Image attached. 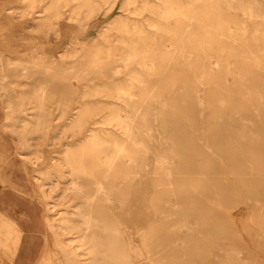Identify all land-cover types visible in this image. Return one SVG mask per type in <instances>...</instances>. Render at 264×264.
Masks as SVG:
<instances>
[{
    "label": "bare ground",
    "instance_id": "1",
    "mask_svg": "<svg viewBox=\"0 0 264 264\" xmlns=\"http://www.w3.org/2000/svg\"><path fill=\"white\" fill-rule=\"evenodd\" d=\"M102 1L114 4L116 0H0V29L7 23L11 33L30 26L43 33L51 26L56 35L68 33L73 26L63 32L62 17L69 23L88 21ZM130 4L136 11H145V22L137 25L121 19L118 26L109 28L111 42L103 50L99 43H87L78 36L62 48V53L72 47L89 53L73 56L68 65L69 86L87 72L110 78L129 70L126 78L112 82L108 89L88 90L92 95L110 94L116 101L106 116L90 122L105 128L81 129L85 112L99 99L80 103L66 124L68 131H60L75 135L69 137L75 147L47 154L53 167L44 181L33 175L32 184L20 159L33 162L39 149L61 138L55 130L45 129L56 127L54 118L62 115L63 108L60 99H54L58 112L52 119L47 100H54L45 97L54 91L50 67L41 68L26 56L8 59L2 80L11 75L21 81L9 84L0 107V142L5 147L0 150V178L13 204L31 206L40 216L45 240L35 264H129L119 226L124 215L115 208L122 203L134 205L129 194L141 206L136 193L150 180L154 194L149 200L155 209L145 222L152 226V241L172 243L176 255L192 264L197 236L204 239L207 231L200 228L205 222L202 215L192 209L194 199L186 207L179 198L194 192L198 183L213 192L236 185L248 192H264V145L258 143L260 133L264 134L259 112L264 109V89L257 87L260 82L264 85V22L250 29L243 19L264 20V8L258 0H126L125 9ZM34 13L38 14L34 17ZM60 44L47 46L51 56ZM212 58L216 67L210 65ZM131 63L137 67L128 68ZM38 68L43 79L27 80L22 87V79L33 76ZM249 110L257 112L256 119ZM152 140L157 148L152 153V175H148L144 167ZM47 141L49 146L40 145ZM230 173V177L224 175ZM122 177L124 187L118 185ZM30 196L42 198L44 206L38 207ZM253 210L251 219L264 223L260 206ZM191 216L198 225L190 223ZM141 218L142 214L136 216L138 221ZM20 235L14 220L0 214V264H10ZM240 245L233 243L235 264L244 262L236 256ZM170 260L159 264H181Z\"/></svg>",
    "mask_w": 264,
    "mask_h": 264
},
{
    "label": "rangeland",
    "instance_id": "2",
    "mask_svg": "<svg viewBox=\"0 0 264 264\" xmlns=\"http://www.w3.org/2000/svg\"><path fill=\"white\" fill-rule=\"evenodd\" d=\"M125 1L126 0H116L114 4H106L103 1L100 2L99 6L95 8L92 13L93 15L91 19L85 22L80 20L75 21L74 23H69L62 17L61 24L63 25L62 29H64L63 32L68 25L73 26V31L71 30L68 33H60L59 35H56L53 33L54 28L52 26L48 29L47 33H43L41 29L33 26L25 29V23L23 24L24 28H19L22 30L21 33H10L11 27H8L7 23L2 29H0V107L3 106L4 102H2V100L7 96L5 94L8 93L9 86H12L9 84L21 81V79L11 75L8 76L5 81L2 80L3 75L7 72L5 68L8 64L7 62H9L8 59L15 56H26L30 62H35L39 67L43 65L50 67L51 76L49 77V80L51 81V86L54 91L50 92V94H46L45 97L51 100L60 99V104L63 108L62 115L58 118H54L53 116L58 112V110L54 108L56 102L55 100H47V103L50 105V112L53 114L51 117L52 119L54 118V120H57V123L56 127L47 126L45 130L48 132L55 130V134H60L61 138L55 143L50 144L51 147H46L48 141L46 143H41L40 145H42V147L45 146L46 148L39 149V154L33 162L29 159L19 158L21 160L20 163L23 164L22 167L26 168L27 181L30 184H32L33 175H37L44 181L43 178L45 177L46 172L50 171L53 167L52 160L48 158V155H56L64 146L71 148L75 147L71 142L72 140L69 138L74 134L69 135L68 133L67 136L64 133H60V131H68L69 127L66 124L74 118L75 113L80 107V103L83 105L85 103L93 102L95 99H99L98 105H95L94 108L85 112L87 113V116L83 117L85 124L81 129L88 130L93 128H105L103 127L104 125H101L100 123L93 125L90 124V122L99 121L106 116L110 112L112 102L116 101L110 94L92 95L88 90L95 88L108 89L112 82L126 78V71L129 69L110 78L94 77L93 74L87 72L81 79H78L77 82H75L74 86H69L68 82L70 80L72 81V74L68 69V65L74 59L73 56L84 55L87 57L89 53L86 49L74 51L73 47L70 48L69 52H62H64V49L66 48L65 45L70 43L74 36L80 37L87 43L97 42L103 50L105 48L103 45L110 44L111 42L109 38V35L111 34L108 31L109 28L114 25L118 26L119 24L117 23L120 22L121 19H125L137 25L144 23V17L146 15L145 11H136L132 4L128 6V9H125ZM181 1L183 2L186 0ZM258 2L261 4V8H264V0H258ZM63 10H66V8H63ZM37 14L38 13H34L32 16ZM243 19L250 29L254 25L262 24L264 22V20L259 17L250 18L244 16ZM13 21H19V19H13ZM14 22L10 21L9 24L14 25L17 23ZM15 26L17 27V25ZM117 33L124 34V32H121L120 30H117ZM159 38L160 37L157 39L160 40ZM56 43L61 44L56 51H54L55 55L51 56L53 54L50 51H47V46L52 47L54 44L56 45ZM43 45L45 48L42 50L41 47ZM14 48L18 50L15 51ZM27 48L29 50H27ZM210 65L216 67V61L213 58L211 59ZM131 67H137V64L131 63L128 68ZM10 73L12 74V71ZM33 74V76L27 79H22V87L25 86L24 83H26L27 80L34 83L37 82L36 80L43 79L42 72L39 68L38 71ZM231 81V76L228 75V82L230 83ZM257 87L264 89L262 82L258 83ZM153 106H156V103H154ZM152 111L156 112V108L151 110V112ZM259 112L264 119V109H261ZM122 113L124 112L122 111ZM249 113L253 115L254 119L257 118L256 111L249 110ZM71 128L75 130L78 129L76 126H71ZM260 134L262 135V138H260L258 143L264 145V134ZM46 135L49 138L51 133H47ZM52 135H54V133ZM151 146L152 148L147 154V165L144 167L148 175H152L151 171L154 165L152 153L156 151L157 148L156 140H152ZM206 149L210 148L206 147ZM27 150L28 149L26 148L24 149V151ZM45 155H47V157ZM136 175L139 174L137 173ZM224 175L230 177L231 173ZM125 179V177H122V180L120 178L118 185L124 187ZM210 183H212V181H210ZM193 191L195 193L189 191L182 199L178 197L181 206L186 207L190 206V199H194L195 207H192V209L195 214L200 213L198 215H202V218H204L205 221L203 223L204 225L200 226V228L207 231V234L204 236V239L200 235L197 236V255L192 264H235L233 254L231 253L234 242L241 244L236 256H239L244 261L243 263L237 262V264H248L247 262L249 261L251 262L250 264H264V223L255 222L251 219V217L255 215L253 207L260 206V210H262L264 214V192H248L243 185H236L234 188L229 187L224 191L213 192L205 190L199 186V183ZM136 194L138 195L137 198H141V206L135 202L134 194H129L128 199H130L131 203L134 202V205L128 206L122 203L121 205H116L117 208H115L118 214L124 215L122 216V222L119 226L120 232L122 233L124 248L130 260L129 264H159L171 261L170 258L174 259L173 262L179 261L181 264H188V261L181 260V257L176 255L174 252L176 249L170 248L172 247V243L169 242L167 244L165 239L157 243L156 240L152 241V226L147 224L149 221L145 222L146 216L150 219L151 213L155 209L150 205L149 200L154 194L151 180L146 188L140 189ZM198 195L203 196L204 199H201ZM128 199H124L125 203ZM30 200L40 208L44 206L42 198L30 196ZM175 205L176 204L173 206ZM167 208V210L172 209L170 207ZM242 208L243 211H239ZM129 209H131V211H129ZM238 212H240V214L233 218L232 215ZM139 214H142L144 219H141L144 221L136 220V216ZM189 221L193 226L198 225L193 216L189 218ZM44 238L43 244L45 240ZM180 244L182 243L179 242L178 247H180ZM221 247H223V249Z\"/></svg>",
    "mask_w": 264,
    "mask_h": 264
},
{
    "label": "crops",
    "instance_id": "3",
    "mask_svg": "<svg viewBox=\"0 0 264 264\" xmlns=\"http://www.w3.org/2000/svg\"><path fill=\"white\" fill-rule=\"evenodd\" d=\"M14 50L18 49L14 48ZM1 116L0 112V125ZM0 133H2L1 130ZM1 149H5L3 142H0ZM5 184L6 182L4 183L0 178V214L14 220L21 231L18 249L13 254L10 264H35L43 247V227L39 222L40 216L37 217L31 206L26 208L13 204V199L9 198L6 190L2 189Z\"/></svg>",
    "mask_w": 264,
    "mask_h": 264
}]
</instances>
